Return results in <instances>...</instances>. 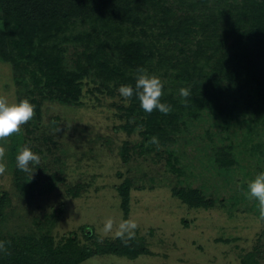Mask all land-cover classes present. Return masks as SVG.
Masks as SVG:
<instances>
[{
	"label": "trees",
	"instance_id": "16d2710c",
	"mask_svg": "<svg viewBox=\"0 0 264 264\" xmlns=\"http://www.w3.org/2000/svg\"><path fill=\"white\" fill-rule=\"evenodd\" d=\"M0 60L11 67L17 100L27 98L35 105L34 118L21 127L20 148L28 145L40 162L30 165L32 174L17 168L18 153L12 158L13 186L27 200L46 197L60 180V169L41 159L43 145L48 152L58 147L53 133L42 136V104L80 106L86 87L87 94L94 87L112 95L121 85L134 86L137 69L143 68L163 81L161 102L170 104L172 111L147 114L135 95L130 102L122 98L121 104L113 103L123 121L115 128L139 137L137 143L124 141L120 146L122 164L128 165L136 153H153L167 179L174 180L172 196L187 208L230 206L216 193L190 186L177 141L187 125L205 112L227 123L235 121V113H242L250 130L264 117V0H0ZM181 87L190 89L186 102L179 95ZM153 136L158 144L149 143ZM213 149V168L223 175L237 162L233 149L224 145ZM232 171L245 191L232 205L245 206L241 210L247 212L255 206L264 208L248 197V182L236 179ZM127 174L116 186L125 215L133 187ZM257 174L249 171L248 177ZM84 190L76 184L67 193L77 197ZM8 203V194L0 193L1 218ZM59 212L60 207L50 217L55 220ZM256 215L264 220L263 212ZM36 226L42 228L40 222ZM80 229L86 239L92 236L85 231L87 226ZM0 241H11L10 254L0 253V264H80L95 255L133 259L149 254L139 236L126 242L118 237L104 239L93 248L79 244L76 232L58 241L47 231L7 234ZM257 246L241 256L240 264H258Z\"/></svg>",
	"mask_w": 264,
	"mask_h": 264
},
{
	"label": "rangeland",
	"instance_id": "374dc122",
	"mask_svg": "<svg viewBox=\"0 0 264 264\" xmlns=\"http://www.w3.org/2000/svg\"><path fill=\"white\" fill-rule=\"evenodd\" d=\"M86 88L80 106L49 101L41 106L42 136L51 132L58 140L55 153L48 152L45 145L41 147V159L60 169L58 185L46 197L29 201L13 186L12 158L21 147V132L0 141L7 150V170L0 175V193L9 197L0 217V236L39 235L47 231L58 241L76 232L79 244L93 248L104 239L117 238L116 227L111 233H104L106 218H114L117 226L121 220L132 219L138 224L135 236L144 240L149 254L133 259L95 255L80 264H240L241 256L257 245L261 250L258 264H264V220L256 215L262 212L264 215V208L255 206L249 209L252 212H247L241 210L245 206L238 209L231 202L240 201L245 192L233 179V169L236 179L246 183L254 179L248 177L249 171L264 172V117L250 130L242 113H235V121L227 123L205 112L183 130L177 151L186 170L184 178L190 186L207 194L214 192L230 204L227 209L195 210L172 196L170 188L174 180L167 179L165 168L153 153L143 156L136 153L128 165L122 164L119 157L122 143L134 144L139 140L137 134L128 136L115 128L123 122L115 114L119 112L118 105H114L121 104L122 97L118 89L112 95H104L94 87L87 94ZM0 94H6L10 102H18L11 67L1 60ZM220 145L231 146L237 160L223 175L212 165L213 147ZM128 171L133 187L125 215L116 186ZM76 184L85 190L77 197L68 195L67 189ZM59 207L60 212L53 220L50 213ZM82 226L88 227L85 231L90 232V238L84 237Z\"/></svg>",
	"mask_w": 264,
	"mask_h": 264
},
{
	"label": "clouds",
	"instance_id": "9594fccd",
	"mask_svg": "<svg viewBox=\"0 0 264 264\" xmlns=\"http://www.w3.org/2000/svg\"><path fill=\"white\" fill-rule=\"evenodd\" d=\"M137 77L135 85L124 84L118 89L120 96L127 102H130L135 95L140 103L141 109L151 114L154 110L167 115L172 111V106L168 103H162L164 84L163 81L154 74H148L143 68L137 69ZM179 95L186 99L190 96V89L181 87ZM35 116V105L29 99L24 98L18 102H10L6 94H0V141L11 137L14 134L21 132L22 125L32 120ZM59 129H57L58 131ZM149 143L158 144V137L153 136ZM6 148L0 145V175H3L7 170L5 161ZM16 165L20 171L34 173L30 165L39 164L40 157L34 153L28 145H24L18 150L16 155ZM248 197L255 199L260 205L264 206V172L255 176L247 184ZM116 227V236L122 240L133 239L136 234L138 224L135 220H121L119 225L112 217H108L104 221L103 231L105 234L111 233ZM11 241H0V253L5 255L10 254L8 247Z\"/></svg>",
	"mask_w": 264,
	"mask_h": 264
}]
</instances>
